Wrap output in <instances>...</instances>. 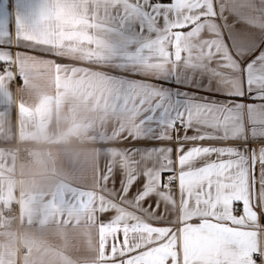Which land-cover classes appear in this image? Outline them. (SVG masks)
I'll use <instances>...</instances> for the list:
<instances>
[{
    "label": "snow or ice",
    "instance_id": "obj_1",
    "mask_svg": "<svg viewBox=\"0 0 264 264\" xmlns=\"http://www.w3.org/2000/svg\"><path fill=\"white\" fill-rule=\"evenodd\" d=\"M124 23L132 123L85 194L111 251L264 264V0H127Z\"/></svg>",
    "mask_w": 264,
    "mask_h": 264
},
{
    "label": "crops",
    "instance_id": "obj_2",
    "mask_svg": "<svg viewBox=\"0 0 264 264\" xmlns=\"http://www.w3.org/2000/svg\"><path fill=\"white\" fill-rule=\"evenodd\" d=\"M126 4L0 0V264H119L85 194L132 123Z\"/></svg>",
    "mask_w": 264,
    "mask_h": 264
},
{
    "label": "built area",
    "instance_id": "obj_3",
    "mask_svg": "<svg viewBox=\"0 0 264 264\" xmlns=\"http://www.w3.org/2000/svg\"><path fill=\"white\" fill-rule=\"evenodd\" d=\"M18 159L32 162L33 158L29 155L24 147L18 146L17 148ZM5 217H19L20 210L17 207H10L4 210Z\"/></svg>",
    "mask_w": 264,
    "mask_h": 264
}]
</instances>
